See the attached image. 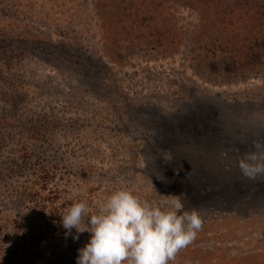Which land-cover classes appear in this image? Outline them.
Returning <instances> with one entry per match:
<instances>
[{
  "label": "rangeland",
  "instance_id": "374dc122",
  "mask_svg": "<svg viewBox=\"0 0 264 264\" xmlns=\"http://www.w3.org/2000/svg\"><path fill=\"white\" fill-rule=\"evenodd\" d=\"M254 141L264 0H0V187L40 195L27 213L0 188V213L30 224L0 232V264H76L90 234L51 225L52 209L95 212L114 190L182 194L199 213L170 264H264V177L238 168Z\"/></svg>",
  "mask_w": 264,
  "mask_h": 264
},
{
  "label": "clouds",
  "instance_id": "9594fccd",
  "mask_svg": "<svg viewBox=\"0 0 264 264\" xmlns=\"http://www.w3.org/2000/svg\"><path fill=\"white\" fill-rule=\"evenodd\" d=\"M254 151L244 154L238 168L244 178L264 177V143L254 141ZM159 159L173 163L170 151L161 150ZM175 171V170H174ZM163 180L166 178L161 173ZM163 180L161 182H163ZM73 196L78 189H70ZM181 195H161L159 203L142 200L127 190L104 196L95 212L84 201L72 203L61 213V224L70 235L89 233L78 249L76 264H170L191 245L201 230L199 213L184 209ZM79 239V235L73 237Z\"/></svg>",
  "mask_w": 264,
  "mask_h": 264
},
{
  "label": "trees",
  "instance_id": "16d2710c",
  "mask_svg": "<svg viewBox=\"0 0 264 264\" xmlns=\"http://www.w3.org/2000/svg\"><path fill=\"white\" fill-rule=\"evenodd\" d=\"M255 15H256V18H254V19L251 16L248 18L249 24H252L253 22L261 23L262 18L258 16L259 13H255ZM260 41H262V40L260 39ZM249 42H250V47L257 46L259 44V39L256 36H252L250 38ZM22 152L26 156V158H28L27 157V151L22 150ZM0 188L2 190V193L5 194L4 196H8V197L14 196L15 199H19L20 201H23L26 204L25 210L27 211V213H28V211H31L29 206L33 205V197H35V196L40 197V195L38 193L33 192V185L32 186H26V187H24V186L23 187H16V186H13V185L11 186V185H8L7 183H5ZM40 189L43 191V187H40ZM55 193L58 194L59 192L55 191ZM41 200H42V202H44L43 199H41ZM52 210H53V214H52L53 220L51 219V221H52L51 225L56 226V227H62L60 215L62 213L61 210H63V207L60 208V207L54 206V209H52ZM16 215H19V214H16ZM21 215H23V213L20 214V216ZM23 216H24V219L21 220L22 217H17V216L15 217V215H13V217H12V216H8L5 213H0V232L7 231L8 230L7 226H10L11 223L15 225V229L17 231H29L30 230V224H29V221H26V219H28V216L27 215H23ZM0 253H1L0 256H2V255L4 256V255L8 254V252H3L2 250Z\"/></svg>",
  "mask_w": 264,
  "mask_h": 264
}]
</instances>
